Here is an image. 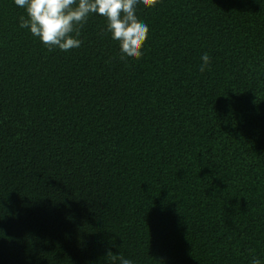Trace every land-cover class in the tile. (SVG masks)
Wrapping results in <instances>:
<instances>
[{
  "label": "trees",
  "instance_id": "obj_1",
  "mask_svg": "<svg viewBox=\"0 0 264 264\" xmlns=\"http://www.w3.org/2000/svg\"><path fill=\"white\" fill-rule=\"evenodd\" d=\"M21 15L0 0V264L264 261V0L139 4L138 61L99 15L67 52Z\"/></svg>",
  "mask_w": 264,
  "mask_h": 264
},
{
  "label": "clouds",
  "instance_id": "obj_2",
  "mask_svg": "<svg viewBox=\"0 0 264 264\" xmlns=\"http://www.w3.org/2000/svg\"><path fill=\"white\" fill-rule=\"evenodd\" d=\"M159 0H14V4L25 10L26 16L19 17V27L28 29L48 50L59 49L67 52L79 48L82 41L78 38L81 29L92 14L104 17L106 32L117 41L120 59L140 60L148 39L149 27L140 20L137 6L154 8ZM74 33V35H73ZM200 71L208 70L211 58L208 53L201 56ZM106 257L111 264H133L123 254L115 255L107 251ZM251 264H264L253 255Z\"/></svg>",
  "mask_w": 264,
  "mask_h": 264
}]
</instances>
